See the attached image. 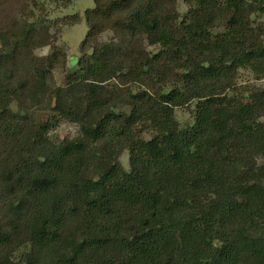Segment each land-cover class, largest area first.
Listing matches in <instances>:
<instances>
[{
  "label": "trees",
  "instance_id": "obj_1",
  "mask_svg": "<svg viewBox=\"0 0 264 264\" xmlns=\"http://www.w3.org/2000/svg\"><path fill=\"white\" fill-rule=\"evenodd\" d=\"M94 1L0 0V264H264V0Z\"/></svg>",
  "mask_w": 264,
  "mask_h": 264
},
{
  "label": "rangeland",
  "instance_id": "obj_2",
  "mask_svg": "<svg viewBox=\"0 0 264 264\" xmlns=\"http://www.w3.org/2000/svg\"><path fill=\"white\" fill-rule=\"evenodd\" d=\"M39 3H43L44 13H46L47 18L50 20H56L59 18H64L71 15H80L81 19L79 22L71 25H64L58 31V41L56 45L61 47L67 54L68 66L72 67L70 62L72 60H78L81 56V43L85 39L88 32V26L85 19V12L88 9L95 7L94 0H73L72 2H61L53 3L50 0H38ZM35 15L39 14L37 6L32 4ZM179 10L182 14H185L188 10L187 6L183 3H179ZM55 30V29H53ZM109 38V33L103 35L102 39L107 40ZM52 49L50 47H45L38 49L36 53L40 56L48 55L51 53ZM57 84L63 82V75L59 72L55 74ZM239 83L243 85H264V79L257 80L255 74L250 71H241L239 78ZM193 108V107H192ZM191 108H179L176 110V118L181 123V125L189 124L193 121ZM78 126L71 123L61 122L59 126L51 132V138L56 141H62L66 137H73L78 134ZM128 152H124L121 155V162L125 167H128Z\"/></svg>",
  "mask_w": 264,
  "mask_h": 264
},
{
  "label": "water",
  "instance_id": "obj_3",
  "mask_svg": "<svg viewBox=\"0 0 264 264\" xmlns=\"http://www.w3.org/2000/svg\"><path fill=\"white\" fill-rule=\"evenodd\" d=\"M76 62H77V60H72V61L70 62V64L73 66Z\"/></svg>",
  "mask_w": 264,
  "mask_h": 264
}]
</instances>
